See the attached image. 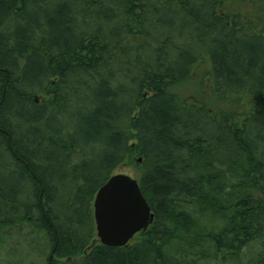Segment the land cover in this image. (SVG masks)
Returning <instances> with one entry per match:
<instances>
[{
  "label": "trees",
  "instance_id": "16d2710c",
  "mask_svg": "<svg viewBox=\"0 0 264 264\" xmlns=\"http://www.w3.org/2000/svg\"><path fill=\"white\" fill-rule=\"evenodd\" d=\"M201 67L212 105L199 76L177 91ZM139 157L153 223L93 241L96 191ZM13 237L47 264H264V0H0V247Z\"/></svg>",
  "mask_w": 264,
  "mask_h": 264
},
{
  "label": "water",
  "instance_id": "95a60500",
  "mask_svg": "<svg viewBox=\"0 0 264 264\" xmlns=\"http://www.w3.org/2000/svg\"><path fill=\"white\" fill-rule=\"evenodd\" d=\"M92 205L96 236L105 246H126L155 218L138 180L125 173L112 174L96 191Z\"/></svg>",
  "mask_w": 264,
  "mask_h": 264
},
{
  "label": "rangeland",
  "instance_id": "374dc122",
  "mask_svg": "<svg viewBox=\"0 0 264 264\" xmlns=\"http://www.w3.org/2000/svg\"><path fill=\"white\" fill-rule=\"evenodd\" d=\"M208 68L207 67H201L199 71L193 75V82L189 85H183L181 86L177 91L179 92H184L185 94L189 95H197L198 90L200 89V86L196 84L197 76H199L202 79V93L204 96L208 99L207 101L212 105L214 103H211L210 101V78L208 75ZM200 79V80H201ZM199 95V94H198ZM135 142V141H134ZM140 158V157H139ZM138 158V159H139ZM136 159L133 164L130 165H124L118 167L114 173H125L128 174L136 179L139 178V172L137 170L136 164H140V162ZM113 173V174H114ZM95 231V229H94ZM29 238H34V240H37L38 238H35L34 236H30ZM42 238V237H40ZM138 239V235L136 234L134 238L131 240L136 241ZM31 240V239H30ZM39 240V239H38ZM98 240L96 236V231H95V237L93 241ZM40 241V240H39ZM27 245V246H26ZM28 242L26 240H21L19 241L16 237H13L11 240H9V244L5 246V248L0 247V264H8L10 261V264H47L48 260V249H46L42 253H37L34 250L33 244L28 246ZM28 247V248H27ZM8 249V251H7ZM257 244H253L251 247L245 248L242 253L240 254L241 260L246 261L247 260V255L250 253L254 252L255 250H258ZM73 262V261H72Z\"/></svg>",
  "mask_w": 264,
  "mask_h": 264
},
{
  "label": "bare ground",
  "instance_id": "6f19581e",
  "mask_svg": "<svg viewBox=\"0 0 264 264\" xmlns=\"http://www.w3.org/2000/svg\"><path fill=\"white\" fill-rule=\"evenodd\" d=\"M51 254H52V252H51ZM53 257V256H52ZM66 262V261H65ZM71 262V261H70ZM49 263V262H48Z\"/></svg>",
  "mask_w": 264,
  "mask_h": 264
}]
</instances>
